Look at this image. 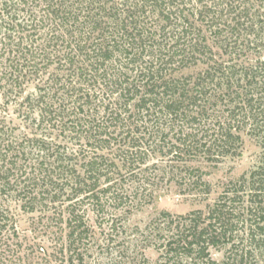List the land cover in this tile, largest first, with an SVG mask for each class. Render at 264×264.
<instances>
[{
  "label": "trees",
  "instance_id": "16d2710c",
  "mask_svg": "<svg viewBox=\"0 0 264 264\" xmlns=\"http://www.w3.org/2000/svg\"><path fill=\"white\" fill-rule=\"evenodd\" d=\"M251 46L264 48V0H0V199L16 192L35 210L39 200L56 203L68 194L65 212L75 242L85 225L73 201L103 206L120 193L104 173L105 158L80 157L69 147L74 140L79 151L90 144L96 152L129 139L128 155L141 152L140 140L170 135L171 154L228 149L235 139L231 123L240 116L235 98L243 97L249 119L258 107L264 110L253 104L255 91L264 92V54L238 68L216 59L221 55L214 48L230 55ZM200 63L207 67L197 76H177L178 69ZM210 85L225 90L226 105L237 103L207 140L199 124L210 110ZM11 106L31 132L7 128L3 113ZM252 116L257 124L264 113ZM259 135L264 140V131ZM239 182L254 204L244 211L256 217L251 230L263 235L264 163ZM229 192L209 209L208 222L177 225L174 238L191 230L187 248L206 252L230 236L235 209L228 203L237 194ZM8 224L0 200V240ZM168 243L173 251L181 246Z\"/></svg>",
  "mask_w": 264,
  "mask_h": 264
},
{
  "label": "rangeland",
  "instance_id": "374dc122",
  "mask_svg": "<svg viewBox=\"0 0 264 264\" xmlns=\"http://www.w3.org/2000/svg\"><path fill=\"white\" fill-rule=\"evenodd\" d=\"M253 47L239 48L230 55L224 48L215 47L214 51L221 55L215 58L238 68L248 67L264 54L262 46ZM206 67L207 64L200 63L189 69H178L177 76H197ZM223 91L215 85L206 90L212 95L206 100L210 110L199 127L207 132L202 133L207 140L221 123L228 122L226 117L232 114L229 109L237 103L227 100L231 103L226 105ZM253 97L256 107L264 104V92L255 91ZM242 98H235L240 103L237 107L240 116L231 123L235 139L228 149L216 147L208 152L200 146L189 152L171 154L167 145H171L172 135L164 137L166 140L163 141V138L140 140L138 145L143 148L134 155L126 152L132 146L129 139L121 137L96 152L90 144L79 151V142H71L70 149L78 150L76 153L80 157L97 153L105 158L104 173H108L115 184L120 193L119 200L105 199L103 206L87 200L73 201L77 213L84 218L82 225L85 227H78V230L85 231L71 242L65 212V207L72 203L66 200L68 194L56 203L39 200L35 210L19 201L16 192L7 194L0 199L9 214L8 228L0 240V264H264V234L251 230L256 217L250 218L244 211L254 204L249 201V189L241 191L239 182L264 163V140L259 135L264 131V117L260 116L257 124L252 120V115L257 117L258 112H264L258 107V112H251L250 119L245 117L250 108L244 104L240 106ZM199 104L204 105L205 101ZM3 115L7 117V128L16 135L31 132L28 124L18 117L14 106ZM161 144L166 148H160ZM76 153L71 157L73 162L77 161ZM227 189L230 197L237 194L233 204L228 203L235 209L230 236L220 240L217 246H209L206 252L187 248L186 238L191 230L174 238L178 233L177 225L183 229L194 222L191 219L201 225L208 222L209 209ZM237 190L240 191L236 193ZM169 241L179 242L180 248L170 250Z\"/></svg>",
  "mask_w": 264,
  "mask_h": 264
}]
</instances>
